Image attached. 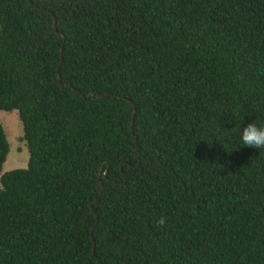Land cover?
Masks as SVG:
<instances>
[{"label": "trees", "instance_id": "1", "mask_svg": "<svg viewBox=\"0 0 264 264\" xmlns=\"http://www.w3.org/2000/svg\"><path fill=\"white\" fill-rule=\"evenodd\" d=\"M2 111L0 264H264V0H0Z\"/></svg>", "mask_w": 264, "mask_h": 264}, {"label": "rangeland", "instance_id": "2", "mask_svg": "<svg viewBox=\"0 0 264 264\" xmlns=\"http://www.w3.org/2000/svg\"><path fill=\"white\" fill-rule=\"evenodd\" d=\"M0 123L9 146V152L2 165V173L13 169L25 168L28 161V152L25 141L22 138V125L17 112H0Z\"/></svg>", "mask_w": 264, "mask_h": 264}, {"label": "clouds", "instance_id": "3", "mask_svg": "<svg viewBox=\"0 0 264 264\" xmlns=\"http://www.w3.org/2000/svg\"><path fill=\"white\" fill-rule=\"evenodd\" d=\"M240 132L244 145L250 148L264 149V126L258 127L255 123H251ZM158 223L163 226L165 220L161 218Z\"/></svg>", "mask_w": 264, "mask_h": 264}, {"label": "water", "instance_id": "4", "mask_svg": "<svg viewBox=\"0 0 264 264\" xmlns=\"http://www.w3.org/2000/svg\"><path fill=\"white\" fill-rule=\"evenodd\" d=\"M105 96H108V94H105V95H101L100 97L102 98V97H105ZM134 110L135 109H133V113H134ZM132 124H133V120H132V122H131V126H132ZM134 137V141H136V138H135V136H133ZM98 194L100 195V193H101V183H100V181H99V179H98ZM96 202V201H95Z\"/></svg>", "mask_w": 264, "mask_h": 264}]
</instances>
